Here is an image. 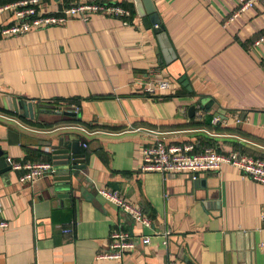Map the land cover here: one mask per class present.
<instances>
[{"label": "crops", "instance_id": "crops-1", "mask_svg": "<svg viewBox=\"0 0 264 264\" xmlns=\"http://www.w3.org/2000/svg\"><path fill=\"white\" fill-rule=\"evenodd\" d=\"M117 1L131 10L128 26L91 14L3 36L12 16L0 13V111L6 99L31 102L41 123L50 119L39 113L50 115L55 100L67 99L75 103L57 110L80 109L84 122L21 130L18 144L0 142L5 155L47 161L50 149L39 141L58 128L80 138L88 167L87 180L59 203L47 198L48 175L31 184H21L12 169L7 178L0 175V218L8 222L0 228V264H264V185L228 164L192 179L187 171H142L140 160L141 148L154 141L149 130L167 144H193L196 152L213 146L264 160V42L250 46L264 33V5L257 2L226 23L239 0H152L175 53L165 63L134 0ZM42 2L47 10L59 5ZM183 74L190 90L178 82ZM157 79L168 88L146 93L144 83ZM202 97L210 110L197 106L188 117V107ZM75 124L86 131L67 127ZM105 187L144 210L150 225L100 196ZM70 226L71 234L62 232ZM121 231L136 245L120 259H98L110 234Z\"/></svg>", "mask_w": 264, "mask_h": 264}, {"label": "built area", "instance_id": "built-area-1", "mask_svg": "<svg viewBox=\"0 0 264 264\" xmlns=\"http://www.w3.org/2000/svg\"><path fill=\"white\" fill-rule=\"evenodd\" d=\"M59 5L55 10H47L43 6L42 0H9L0 4V13L8 12L12 19L9 24L1 29L3 36L22 35L31 30H39L49 26H60L72 19L86 21L91 14H102L108 17L119 19L122 25H130L131 10L119 4L117 0H57ZM264 5V0H239L238 7L227 18L226 23L232 21L239 14L252 8L255 3ZM264 42V33L258 35L250 46L256 47ZM169 86L166 80H148L144 83L143 89L148 94H154L157 90L167 89ZM0 118L14 123L21 130H32V127L18 118L0 111ZM239 121V120H237ZM219 118L212 117V123L217 124ZM67 127L85 128L78 125ZM37 131H39L37 129ZM154 137L152 143L141 148V170L156 171L166 173L170 171H187L192 179H196L199 172L215 171L223 164L232 165L242 177H248L264 185V160L248 155L237 153L222 154L213 146H206L201 151H194L193 144L190 143H165L157 131L149 130ZM210 134V133H209ZM86 147V144L83 143ZM6 162L12 170L20 172L18 181L21 184H31L37 179L50 175L53 172L52 164L47 161H24L14 160L10 156L5 157ZM100 196L110 203H113L121 210L129 214L142 226H149L150 219L144 215L138 205L129 203L119 194L108 188L97 190ZM8 222L0 218V228H6ZM65 234H71L73 228H62ZM170 232L166 231L167 236ZM143 244H148L149 237L141 238ZM136 241L126 232H112L108 250L99 252L98 259H120L123 254L136 245ZM167 244V240L164 241ZM166 264H180L176 260H169Z\"/></svg>", "mask_w": 264, "mask_h": 264}, {"label": "water", "instance_id": "water-1", "mask_svg": "<svg viewBox=\"0 0 264 264\" xmlns=\"http://www.w3.org/2000/svg\"><path fill=\"white\" fill-rule=\"evenodd\" d=\"M134 3L137 16L141 18L144 27L152 28L155 33L164 62H170L175 58V53L168 41L164 26L160 23V18L153 1L134 0ZM178 82L190 90V86L188 85L189 81L185 74L178 78ZM207 100V98L202 97L190 105L187 110V116L192 117L197 106L203 108L205 111H209L212 103ZM6 101V110L10 113L23 118H35L36 108L31 102H24L14 98L11 100L6 99ZM54 113L59 117L41 122L54 125L59 121L81 120L80 109L76 111L70 109L57 110ZM13 128L15 127H6L0 123V142H6L7 145H12L18 144L21 138H25V135L20 132L21 129L15 131ZM57 131H59L58 128L51 129L49 132L55 134L45 142L39 141V144L46 145L50 149L48 161L52 164L53 172L47 176L49 180L47 182L46 192L48 193L47 198L53 203H59L61 200H65V198H70L71 194L76 190V187L82 185L88 178L85 179L88 167L85 164L84 154L80 152V138L78 139L77 135L71 131ZM5 152V149L0 145V175L7 178L11 166L6 162L5 157L7 155H5Z\"/></svg>", "mask_w": 264, "mask_h": 264}, {"label": "trees", "instance_id": "trees-1", "mask_svg": "<svg viewBox=\"0 0 264 264\" xmlns=\"http://www.w3.org/2000/svg\"><path fill=\"white\" fill-rule=\"evenodd\" d=\"M6 1H9V0H3L2 2L4 3V2H6ZM1 4V3H0ZM120 4L121 5H124L123 3H121L120 2ZM125 6V5H124ZM55 104H53V106L51 105V107H52V109L53 110H57V109H59V108H61L62 106H69L71 103H75V102H73L72 100H67V99H57V100H55ZM76 103H77V101H76ZM1 112H4V113H7V114H10V115H14L15 116V114H13V113H10L9 111H7V110H4V109H1ZM18 118L20 119V120H22L23 122H25L26 124H28V125H30V126H38V127H50L51 126V124H44V123H40V122H36L35 121V118L34 119H30V118H23V117H19L18 116ZM59 122H74V123H81V124H83L84 122L82 121V120H76V119H74V120H69V121H59ZM59 122H57V123H59ZM56 123V124H57ZM53 125V124H52ZM55 125V124H54ZM194 151H195V148H194ZM142 210V209H141ZM142 212L143 213H145V211L144 210H142Z\"/></svg>", "mask_w": 264, "mask_h": 264}, {"label": "rangeland", "instance_id": "rangeland-1", "mask_svg": "<svg viewBox=\"0 0 264 264\" xmlns=\"http://www.w3.org/2000/svg\"><path fill=\"white\" fill-rule=\"evenodd\" d=\"M47 106H49V105H47ZM55 111H57V110H55ZM39 115V117L40 118H47V119H52V118H57V117H59L58 115H56L55 113H51L50 115H48V114H43V113H39L38 114ZM0 120H1V118H0ZM77 132V131H76Z\"/></svg>", "mask_w": 264, "mask_h": 264}]
</instances>
